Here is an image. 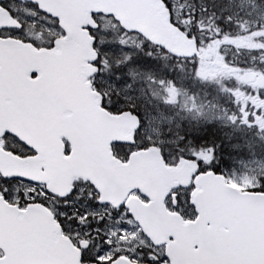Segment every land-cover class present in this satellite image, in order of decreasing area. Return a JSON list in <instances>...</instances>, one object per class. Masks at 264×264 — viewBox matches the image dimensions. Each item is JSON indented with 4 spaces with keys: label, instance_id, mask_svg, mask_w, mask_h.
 I'll list each match as a JSON object with an SVG mask.
<instances>
[{
    "label": "snow or ice",
    "instance_id": "obj_1",
    "mask_svg": "<svg viewBox=\"0 0 264 264\" xmlns=\"http://www.w3.org/2000/svg\"><path fill=\"white\" fill-rule=\"evenodd\" d=\"M31 3L36 9L33 15L50 18V26L60 31L46 43L24 35L25 21L8 0H0V13L13 21L0 24V160L16 169L0 167V264H73V260L75 264H264V179L237 183L227 174L228 160L221 156L223 145L208 142L199 133L189 131L176 134L175 139L144 143L142 129L148 117L134 111V103H127L125 111L124 102L132 99L127 95L131 84L119 74L122 64L131 65L134 57L125 55L122 64L116 63L114 75L98 80L107 63L105 53L123 51L125 45L98 36L103 29L95 19L84 29L96 53L89 61V90L98 98L105 118L128 115L137 122L132 139L108 141V154L124 169L138 153L152 150L162 152L161 160L172 159L171 167L192 164L188 182L170 187L163 197L165 211L179 221L163 240L156 241L136 222L127 203L128 197L135 195L145 206L152 204L142 187L129 190L123 201L114 204L104 199L96 181L88 178L73 181L65 192H56L48 180L35 178L47 171L37 146L41 130L55 127L58 106L70 102L73 86L71 82L53 85L46 73L29 64V57L52 53L59 41L68 39L55 13L41 8L38 0ZM166 5L172 7L168 0ZM9 48L20 51L10 52ZM53 87L54 96L50 94ZM17 128L32 132L33 142ZM81 135L86 134L74 129L60 136L57 146L66 162H80L75 160L73 141ZM31 171L35 175L27 174ZM202 177L234 198L215 216V223L192 240L187 230L200 229L203 224L197 203L202 198ZM99 212H106L107 220ZM137 236L142 247L124 246ZM214 244L235 249L236 254L217 255L212 251Z\"/></svg>",
    "mask_w": 264,
    "mask_h": 264
},
{
    "label": "water",
    "instance_id": "obj_2",
    "mask_svg": "<svg viewBox=\"0 0 264 264\" xmlns=\"http://www.w3.org/2000/svg\"><path fill=\"white\" fill-rule=\"evenodd\" d=\"M15 1L32 4L31 0ZM38 4L60 18L63 28L68 32V39L59 41L52 53L29 57V64L33 69L46 73L53 85L71 82L73 87L70 102L58 106L55 127L41 130L37 146L46 173L35 175L31 171L27 174L35 175L36 179L48 180L49 186L56 192L67 191L71 183L78 179L94 180L103 198L114 204L123 201L129 190L142 187L150 194L152 204L145 206L140 199L128 197V206L136 222L148 232L151 239L163 240L179 221L178 217L173 220L165 211L163 197L170 187L187 183L194 166L187 162L175 167L167 166L161 160L160 152L155 150L138 153L127 169L117 166L108 154V141L132 139L137 122L133 116L124 115L113 120L105 118L100 112L98 98L94 99V94L89 90V61L95 53L84 29L91 24L92 15L109 17L124 32L138 35L150 45L179 60H190L197 55L195 42L170 23L169 12L161 0H38ZM11 23L13 21L0 13V24ZM8 50L20 51L17 48ZM50 94H56L55 87L50 90ZM74 129H80L86 134L73 141L75 160L80 162H66L57 145L61 135H67ZM16 130L33 142L30 139L32 132L24 128ZM68 138L71 139L70 136ZM89 156L91 158H86ZM0 167L16 170L9 162L2 160ZM200 183L202 198L197 203L203 224L200 229L187 230L192 240H196L202 231H207L208 226L215 223V216L234 198L231 194L225 195L218 185L204 177ZM212 251L217 255L236 254L235 249L220 244H214Z\"/></svg>",
    "mask_w": 264,
    "mask_h": 264
},
{
    "label": "rangeland",
    "instance_id": "obj_3",
    "mask_svg": "<svg viewBox=\"0 0 264 264\" xmlns=\"http://www.w3.org/2000/svg\"><path fill=\"white\" fill-rule=\"evenodd\" d=\"M189 1L176 0L179 3V7L173 3L174 12L178 11L181 13V9L184 11ZM225 1L230 8L229 10L239 6L240 11L251 15L253 18L264 17V0ZM8 3L16 9L17 15L25 21L24 35L46 43L50 36L57 34V28L53 29L50 26V20L45 19L41 15H33L36 12L33 6L14 4L10 1ZM101 24L103 31L97 33L98 36L102 35L106 40H110L114 44L123 41L125 45L124 50H120L121 52L105 53L108 63L104 67V79L110 74L112 68L115 69L116 63L120 61L118 60V54L136 55L137 51L131 52L130 50L136 42L134 37L123 36L117 30L112 29L109 23L103 24L101 22ZM247 35L246 39H244L245 42L240 43L241 46H247L248 43L253 44L255 41L259 44V47L264 45V26L262 30L251 32ZM261 39L263 43L260 42ZM232 42L236 43L235 41H227L225 45H232ZM220 48L218 46L210 47L209 45H204L198 61L189 62L190 64L184 61L172 64L166 56L160 58L161 62L167 64L171 71L175 69L182 75H192L195 83L201 86V91L209 89L213 92L210 100L202 99L203 97L199 96L200 94L189 93L186 87V89L182 88L181 84L179 87L178 78L177 83L169 84L160 81L158 84L150 85V82L152 83L153 81L150 80V72L147 67L152 65L151 62H148L145 64L147 67L141 68L142 70L140 71L145 79L140 83L131 82V90L127 92V95L132 97V99L124 102L125 109H127V103H134L137 106L134 110L138 111L141 116L148 117L144 129H142V135L144 139H147V143L149 141L159 143L161 140L175 139L176 134L184 133V131L186 133L189 131L199 133L205 136L207 141L217 144L243 140L244 144H246L244 152L221 153V156L228 160L227 174L232 176L237 183L245 181L254 183L257 179H264V131H261L264 129H258L257 132H254L253 126L251 127V125L244 122V116H235V113L232 114V112L227 110L235 109L237 105L242 108V102L249 93L262 92L264 79L254 77L255 74L245 69L234 70L233 73H230V69L224 67V57L222 52H220ZM262 50H264V47H262ZM188 65L192 67H188ZM147 74L148 77L146 78ZM125 75L128 77L129 73ZM121 95H125L123 89L121 90ZM252 101L251 104H254ZM173 110L176 113L171 115L174 113L172 112ZM255 127L259 128L258 125ZM207 133L210 135H207ZM167 161L170 164L174 163L172 159H167ZM98 214L104 216L105 220H107L106 212H99ZM124 246L135 249L143 245L141 238L137 236L132 240V243Z\"/></svg>",
    "mask_w": 264,
    "mask_h": 264
},
{
    "label": "trees",
    "instance_id": "obj_4",
    "mask_svg": "<svg viewBox=\"0 0 264 264\" xmlns=\"http://www.w3.org/2000/svg\"><path fill=\"white\" fill-rule=\"evenodd\" d=\"M162 1L170 12L171 23L188 38L195 40L199 50L203 49L204 45L221 47L220 52H222V54H227V60L231 58L233 61L240 63L239 65H242L245 70H252L259 73L260 76H264V50H262V47H264V45H260L259 47V44L256 41L253 42V44L248 43L247 46L240 45V43L243 42L244 39H246L245 37L248 36V33L258 32V30L260 31L263 29L264 17L262 15L261 16L263 18H261L260 16L259 18H253L251 17V15H247L246 13L244 14L242 11H240L239 6L234 7V9L232 10H229L230 8L225 0H190L186 5L187 7L184 9V11L183 9H181V13L178 11L174 12L173 3H175L179 7V3L176 2V0H168V3L172 4L171 8L166 5V0ZM94 19L98 21L101 27V22L103 24L109 23L111 24L112 29L117 30L123 36L134 37L137 42H135V45L130 48L131 52L137 51L136 55H131L134 57L133 63L131 65H123L122 62L124 60L123 57H125V54H118V60H120L122 64L121 68L119 69V74L121 75L122 79L127 78V82L130 84L131 82H142L145 78H143V75L140 72L142 70L141 68L147 67L145 66V64L151 62L152 66L147 67V70H149L150 72V80L153 81L152 83L150 82V85L158 84V82L160 81L173 84L177 83L178 78L179 87L181 84L182 88L186 87L189 93L200 94L199 96H202V99L205 100H210L212 98L213 92H211L209 89L201 91V86L195 83V79L193 80L192 75H182L181 73H178V70L172 69V67L171 71L170 67L167 66V64L161 62L160 56L155 55L156 50L154 48H150L149 45L146 44L137 35L124 33L110 18L94 17ZM240 28L244 29L241 30ZM238 29L239 31H237ZM227 41H235V45L237 48L235 49L234 46L225 45ZM260 42L263 43L262 39ZM116 51L121 52L119 49H117ZM170 62L172 64L175 63L173 59H170ZM187 64L190 63L187 62ZM188 67L192 66L188 65ZM126 71H128L127 73H129L128 77L125 75L127 74ZM114 74L115 69L112 68L109 75ZM248 95L251 96L252 99L254 98L255 103H264V91L256 92L254 94L249 93ZM227 111L232 112V114L235 113V116H244V122H246V124L248 125H251V127L253 126L252 129H255L254 132H257L258 129H264L262 128V126H264V110L256 111V107H254V104H251V101H243L242 108H239V106L237 105L235 109H229ZM172 112L174 113L171 115H174L176 113L175 110H173ZM137 113L140 115L138 111ZM247 115L248 118L246 117ZM256 125H258L259 128L255 127ZM184 133L186 132L184 131ZM207 135L210 134L207 133ZM220 144L223 145L224 149V151L221 152L222 154H228L229 152L231 153L236 151H238V153H242L244 152V148L246 145L244 144L243 140H233V142L227 144Z\"/></svg>",
    "mask_w": 264,
    "mask_h": 264
},
{
    "label": "flooded vegetation",
    "instance_id": "obj_5",
    "mask_svg": "<svg viewBox=\"0 0 264 264\" xmlns=\"http://www.w3.org/2000/svg\"><path fill=\"white\" fill-rule=\"evenodd\" d=\"M56 32L58 33L59 30L57 29ZM228 46H234L235 49L237 48L236 45H235L234 43H232V45H228ZM210 47H213V46H210ZM223 52H224V50H223ZM155 53H156L155 55H156V56H160V58L163 57V56H166V57L170 58L168 55H166L165 53H163V52H161V51H159V50H157V49H156ZM201 53H202V49H201V50L198 49V55H197V57H195V59L192 60V62H197L198 59L200 58ZM223 57H224V62H225L224 67H225L226 69L229 68V69H230V73H233L234 70L244 69L242 65H237V64H240V63H237L236 61H233L231 58H230L229 60H227V59H228V56H227L226 53H223ZM170 59H171V58H170ZM173 60H174V59H173ZM174 61H175V62H178L179 60H174ZM231 70H232V71H231ZM249 71H251V73L255 74L254 77L264 79V76H260L259 73L255 72V71H252V70H249ZM146 72H147V71H146ZM227 73H228V72H227ZM104 75H105L104 68H102V70H101L99 76L97 77V79H98V80H102L103 77H104ZM147 75H148V74H147ZM147 75H146V78H147ZM143 77H144V76H143ZM91 78H92V77H91ZM91 78H90V79H91ZM90 79H89V80H90ZM244 101H246V102H248V101H252L251 96H249V95L246 96V98L244 99ZM253 102H255V101H254V98H253ZM255 107H256V111H257V110H258V111H259V110H264V103H263V102L256 103V104H255ZM125 111L127 112L128 110L125 109ZM246 117L248 118V115H247ZM257 119H259V118H257ZM143 142H144V143H147V139L145 138ZM133 196H135V195H133Z\"/></svg>",
    "mask_w": 264,
    "mask_h": 264
}]
</instances>
